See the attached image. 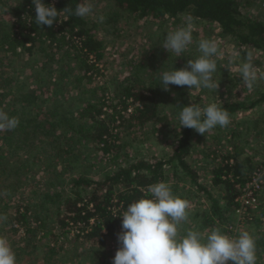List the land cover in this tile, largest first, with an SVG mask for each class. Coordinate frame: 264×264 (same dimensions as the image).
<instances>
[{
  "label": "trees",
  "instance_id": "1",
  "mask_svg": "<svg viewBox=\"0 0 264 264\" xmlns=\"http://www.w3.org/2000/svg\"><path fill=\"white\" fill-rule=\"evenodd\" d=\"M100 1L110 5L111 15L106 22L109 25L105 28L107 34L115 32L123 18L153 23L162 31L164 26L167 27L178 18L190 15L194 24L203 23L218 30L220 37L232 44V48L238 53L247 56L254 50L264 55V18L251 17L249 10L255 0ZM84 2L85 0H44L45 4L53 5L58 11L66 7L74 10L77 4ZM57 20L58 23H54L51 28L38 26L32 0H19L11 8V21L0 24V50L12 55L19 50L30 58L40 57L44 64L34 78L44 82L47 87L42 90V87L26 81L28 79L25 76L17 79L15 75L14 77L8 73L6 76L0 70V109L20 121L15 130L0 132L2 211L9 208L15 195L25 188L31 179L33 181L34 172L52 174V177L46 180V191L38 197L41 209L38 215L44 214L41 219L38 215L29 216L26 207H22L23 210L20 211V205H17L15 214L6 217L8 222L7 219L2 220L3 223L11 225V232L17 238L10 243L16 254L17 264H20L24 254H27L23 256L25 258H36L38 245L44 237L50 239L49 243L41 248L42 256L45 254L46 257L52 258V255H59L63 248L59 245L62 243L59 240L69 239L75 229L78 230L77 240L82 238L90 241L89 243L98 242L106 246L107 240L114 239L121 230V218L118 215H122L126 207L138 199L150 198V185L161 181L169 184V173L172 174V182H176L175 185L179 173H182L183 176L191 178L196 189L207 194L203 183H197V168L192 167L190 162L191 159L198 158L199 153L203 154L197 151L195 139L198 133L193 129L183 128L179 133L176 131L173 135L172 152L166 159L154 156L148 158L144 153L137 151L134 155L128 150L121 154L124 139L128 135L135 132L139 135L152 125L167 128L170 125V112L178 118L179 113H175L174 109L166 111L167 103L159 92L162 87L157 81L160 74L153 76L155 83L123 78L119 80L118 87L113 88L112 95L106 98L102 95L104 88L92 82L93 76L98 73L96 65L105 57V46L94 31L98 26H88L84 18L66 16L63 12ZM64 47L67 48L66 53L59 62L56 60V63L62 64L64 60H68L71 64L57 65V76L54 80L46 81L53 77L55 72L54 69L47 71L46 66L51 64L50 61H55V56ZM163 69H158L157 72ZM85 81L90 84L88 88L83 84ZM7 84L9 87H6ZM174 92L181 97L180 103L192 104L183 87ZM199 96H193L194 104L198 102ZM39 98H45L43 104H49L48 109L39 111L36 108ZM262 101L263 94L259 99L248 103H215H221L231 117L255 108ZM130 106L133 107L132 110L129 109ZM176 125L178 126V123ZM232 138L235 136L232 135ZM226 149L228 152L225 151V155L216 152L203 154L204 170L210 175L212 186H219L221 189L217 197L209 196L210 207L200 214L201 226L204 228L217 227V221L221 224L228 222L237 208L236 185L246 182L256 167L250 164L249 159L238 158L237 145L234 143L227 144ZM93 154L95 156L91 157ZM80 156L85 162L83 172L79 169ZM87 157L91 159L88 161ZM35 159L40 160L45 168L37 167ZM208 160L211 164L206 165ZM103 162L104 166L113 162V168L109 171L105 168L95 170L97 163ZM58 163L63 171L70 168L71 171L79 172L73 177L69 196L55 189L58 184L55 166ZM37 168L39 170L36 171ZM89 170H92L94 175L103 172L102 178L93 180L87 177ZM172 191L174 195L184 198L177 187L172 188ZM50 206L55 207L54 211L50 212ZM49 213L52 217H48ZM45 222L55 225L59 233L48 232ZM38 228L46 233L38 236L37 241L30 247L35 251V254H32L25 251L27 245H19V242L23 239H34V235L26 239L25 236L34 234ZM23 233L24 237L21 236ZM252 235L256 239L257 254L264 255L263 231L258 228ZM15 244L18 245L17 248ZM100 252L103 253L102 257L105 251ZM48 260L46 259V262H49ZM52 264L57 263L55 261Z\"/></svg>",
  "mask_w": 264,
  "mask_h": 264
},
{
  "label": "rangeland",
  "instance_id": "2",
  "mask_svg": "<svg viewBox=\"0 0 264 264\" xmlns=\"http://www.w3.org/2000/svg\"><path fill=\"white\" fill-rule=\"evenodd\" d=\"M19 0H0V24L8 23L11 21V8L15 5V3ZM251 1V0H250ZM91 3L94 7L93 15L89 17H85V21L88 23V26L97 25L98 27L94 30L96 31L95 34L99 40L102 41L104 44V52L105 57L98 63L96 66L98 67V73H96L93 78L92 82L94 85L104 88L103 94L106 98L110 97L113 93V88H117L119 85V80H123V78H131V79H139L140 81L146 82H154L153 76L159 75L160 72H157L158 69L168 70L172 66L175 69H179L185 67L187 61L189 59L197 58L200 53L198 51V41L201 39H213L217 42L219 46L220 55L215 57L217 60V67L218 73L216 75V79L220 81L219 87L217 91H208V90H190L187 86H184V93L190 96V100L192 104L195 102V95H200L198 102L196 104L200 106H206L209 103H215L218 101H233V102H244L248 103L250 101H254L260 98V96L264 95V79L258 80L254 89L249 90L246 85L244 84L242 77L239 73V65L242 62H246L247 58L251 56V62L253 65L258 69L260 73H264V59L261 58L263 54L255 52L251 50L249 55L244 56L239 53L238 57L233 58V53L237 52L233 49V45L229 44L223 38L220 37L219 31L207 27L203 23L194 24L193 30V43L189 46V48L182 54L181 57H176L173 53H168L166 49L162 47V43L166 34L174 31L178 27L182 26L184 23V17H180L176 20L175 23L171 22V24L167 27L164 26L162 31L159 30L158 25L153 23H148L145 21H134V20H126L121 19L115 32L107 34L105 32L106 24L108 21V17L111 15V11L109 10L110 5L105 2H101L100 0H91ZM250 10V15L253 18H264V0H255V4L252 6ZM243 12H245L243 10ZM103 16V22H99L98 17ZM1 33V31H0ZM67 48H63L61 51L57 53L55 56V61L51 62L50 65L46 66L47 71L54 69L55 72L53 77L46 79V81L54 80V78L58 74L57 65H70V61L64 60L65 62L56 63V60L59 62L61 57L64 53H66ZM72 53V51H70ZM71 55V54H70ZM68 59V58H65ZM42 60L40 57H27L22 52L17 51L15 55L10 53H5L0 50V70L3 71L2 74L6 75L9 73L10 75H15L17 79L23 78L25 76L26 81H30L35 86L42 87V90H45L47 87L40 81L35 80L36 73L40 72L42 69ZM65 69H67L65 67ZM157 72V73H156ZM18 74V75H17ZM144 74H148L144 76ZM33 75V76H32ZM14 76V77H15ZM240 80L238 81L237 79ZM6 79V77L4 78ZM2 79V80H4ZM159 82V79L157 80ZM115 86H112V84ZM85 88H88L89 85L86 81L83 83ZM9 87V84L6 85ZM169 91H164L163 88L160 92L163 99H165L167 103L166 111L172 109L175 110V113H179L182 109V106H187L188 103H180L181 97H178V93L174 92L177 90L178 86L170 85ZM186 88V90H185ZM173 91V92H171ZM45 102V98L38 99V103L36 104V108L40 111H44L49 108V104L46 106L43 103ZM130 110L133 109L132 106L129 107ZM106 111V110H105ZM108 111V110H107ZM178 118H176V114L171 113L169 115V122L170 125L167 128H162L160 125H152L151 128L148 127L144 130L141 134H137V132L128 135L124 139V146L121 148V154L124 150H128L131 155H134L141 152L144 153L146 157L150 158L152 156L158 158H167L172 152L173 149V135L176 133V123ZM141 130V129H140ZM212 131V133H211ZM207 132L204 135L198 134V137L195 139V144L197 145V151L203 152V154H211L212 152L220 153L221 155H225L228 150L226 149V145L230 143H235V140L238 139L239 136H236L234 139L230 138L231 133L235 134V131H238L241 134L251 135L256 142H262L264 140V101L259 103L255 108L238 113L235 115L234 118L231 119L230 124L225 128L217 127L213 130ZM262 131V133H259ZM256 137H255V135ZM248 141L249 142H255ZM123 142V143H124ZM122 143V142H121ZM252 150L247 147L243 150V154L241 156L247 155V157L253 160L254 164L256 165L262 155L264 154V143L262 145V152L254 151L253 146L251 144ZM197 151L195 152L197 155ZM226 151V153H225ZM252 151V152H251ZM225 153V154H224ZM202 153H199L198 158L191 159L190 162L192 167L197 168L198 173V181L197 183H203L202 186L206 189L207 194L205 192L196 189V186L193 185L191 178L189 176H183L182 173H179L176 182H172V174L169 173V185L172 188L177 187L178 190L181 192L184 199L189 201L190 207L188 209L189 213L191 211H196L199 213L200 211H204L205 209L210 206V195L211 192L213 195H216L215 189H212V185L210 184V175L207 173L206 169L204 170L203 161L205 158ZM98 155V153H97ZM95 156V154L91 155ZM196 157V156H195ZM97 158V157H96ZM99 158V157H98ZM97 158V159H98ZM88 161L91 159L87 157ZM80 166L79 169L83 172L85 162L82 161L80 156ZM34 163H37V167L45 168L40 163V160L35 159ZM211 164L210 160L207 161V164ZM42 166V167H40ZM56 168V179L58 180L57 187L55 188L57 191H62L63 195L69 196L71 195L69 187L73 185V177L78 175L79 172L71 171V169H67L63 171L60 167V164L55 166ZM39 168L36 169L39 170ZM105 168L106 171H109L113 168V162L107 163L104 166L103 163H97L95 170H100ZM102 173L98 175H94L92 170L88 171L89 178L101 179ZM52 177V174L49 173L45 175L42 172H34L33 174V181L32 179L29 181L28 185L21 189L14 198V202L12 201L9 204V208L2 211V204H0V216L7 217L13 216L15 207L20 205L19 210H23L22 207H26L29 212V216H36L40 213V201L39 195L44 193L47 189L46 185L48 182V178ZM62 180V181H60ZM60 181V182H59ZM63 183V186L61 184ZM172 183V184H171ZM60 185V186H59ZM264 190V189H263ZM2 195H0V199H2ZM221 203V200L219 201ZM55 207L49 208L50 212L54 211ZM44 214L38 215L39 219ZM48 217H52V214H48ZM259 218L250 225H242L239 223V219L233 214L229 217L227 223L221 224L219 221L215 223L217 227H220L222 231L229 235H236L241 231H249L250 233H254L257 228H260L261 231L264 233V201L261 199L260 203V211H259ZM7 219V218H6ZM195 228L198 229L202 235L206 236L208 231L213 227L204 228L201 226L202 219L200 217L196 219ZM258 221V222H257ZM8 222V219H7ZM221 224V225H219ZM48 227V232H53L55 234L59 233V229L55 225H50L48 222L44 224ZM257 225V228L255 227ZM11 225L8 223H3L0 221V235L4 236L10 243L14 240H17L11 232ZM193 228V227H192ZM191 229V227H190ZM43 229H36L34 234L26 235V238H30L33 235L35 238L30 240H22L19 242V245H27L25 251L31 252L35 254L30 247H32L33 243L37 241L38 236H42L46 233ZM121 231V230H120ZM119 231V232H120ZM184 229L181 226V234H184ZM78 234V230H72L71 234L69 235V239L61 238L59 240V245L63 247L61 249L60 254L42 256L41 248L49 243V237H44L42 242L38 245V251L36 252V258L33 257L32 260L29 258L23 257L27 254L18 253V255H23L20 264H52L56 261L57 264H112L113 257L116 251L119 248V244L117 241V236L114 239H108L106 246H102L98 242L85 241L84 239H76V235ZM24 237V233L21 235ZM101 246V247H100ZM18 245L15 244V248ZM102 248V250H100ZM105 251L104 255L100 251ZM23 252V251H22ZM34 255V256H35ZM43 257H46L43 259ZM46 259L49 262H46ZM61 259L63 261L61 262ZM30 261V262H29ZM231 264V262H229ZM257 264H264V255L257 254Z\"/></svg>",
  "mask_w": 264,
  "mask_h": 264
},
{
  "label": "clouds",
  "instance_id": "3",
  "mask_svg": "<svg viewBox=\"0 0 264 264\" xmlns=\"http://www.w3.org/2000/svg\"><path fill=\"white\" fill-rule=\"evenodd\" d=\"M35 22L38 26L51 28L58 23V16L75 15L85 18L93 15L91 0L77 4L75 9L66 7L58 11L44 0H32ZM103 22L104 17H98ZM193 17L186 16L182 26L166 34L162 47L168 53L181 57L193 43ZM200 55L189 59L185 67L173 66L160 72L159 85L169 91L170 85L190 90L217 91L220 81L217 60L219 46L213 39L198 41ZM239 53L234 52L233 58ZM239 73L246 87L251 91L258 80L264 79L251 62V56L239 65ZM231 122L228 111L222 104L209 103L206 106L188 104L182 106L178 114L179 133L183 128L193 129L198 134L220 127L225 128ZM20 121L0 109V132L15 130ZM150 198L142 197L129 204L123 211L121 231L117 234L119 248L112 264H257L256 239L249 231L236 235L226 234L220 227H213L206 236L194 228L181 234V226L189 221V201L173 194L167 182H157L148 187ZM6 217L0 216V221ZM0 264H17L16 254L10 242L0 235Z\"/></svg>",
  "mask_w": 264,
  "mask_h": 264
},
{
  "label": "built area",
  "instance_id": "4",
  "mask_svg": "<svg viewBox=\"0 0 264 264\" xmlns=\"http://www.w3.org/2000/svg\"><path fill=\"white\" fill-rule=\"evenodd\" d=\"M264 189V154L243 184L236 185L237 208L234 215L242 225H250L259 218L261 194Z\"/></svg>",
  "mask_w": 264,
  "mask_h": 264
},
{
  "label": "crops",
  "instance_id": "5",
  "mask_svg": "<svg viewBox=\"0 0 264 264\" xmlns=\"http://www.w3.org/2000/svg\"><path fill=\"white\" fill-rule=\"evenodd\" d=\"M260 55V54H259ZM261 58L262 59H264V55H262L261 56ZM235 116H231L230 118L232 119V118H234ZM238 131H235L234 133L235 134H233V133H231V135H230V138H232V135L233 136H239L238 137V139H236L235 140V145H237V152L239 153V156H238V158L240 159V160H244V159H249L250 160V164L252 165V164H254L253 162V160H251L250 159V157L248 158L247 157V155L245 156V155H243V156H241V153L243 154L244 152H243V150H245L247 147H249V145H250V148L249 149H251L252 150V147H251V144H252V146H253V149H254V151H258V153L259 152H262L261 150H262V145H263V143H264V140L262 141V142H256L257 140H255L251 135H245L244 136V134H246V133H243V134H241L240 135V133L238 132ZM211 133H212V131H211ZM237 133V134H236ZM259 133H262V131H259ZM255 135V134H254ZM255 137H256V135H255ZM249 139H250V141H254L255 140V142H249L248 143V141H249ZM252 152V151H251ZM252 166H254V165H252ZM210 184H211V182H210ZM212 185V184H211ZM212 189H215V192H216V195H213L211 192H209L210 193V195H208V196H211L212 198H214V197H217V195L218 194H220V192H221V189H220V187L219 186H216V187H214V186H212ZM178 196V195H177ZM261 199L264 201V190L262 191V194H261ZM210 207V206H209ZM204 211H206V209L204 210ZM204 211H200L199 213H197L196 211H191V213H190V215H189V221L187 222V223H184V224H182V229H184V231L185 230H187V229H190V227L192 228H194V226H195V222H198V221H196V219H198L199 217H200V214H202V212H204ZM200 219H201V217H200ZM256 228H257V226H255ZM258 229V228H257Z\"/></svg>",
  "mask_w": 264,
  "mask_h": 264
}]
</instances>
